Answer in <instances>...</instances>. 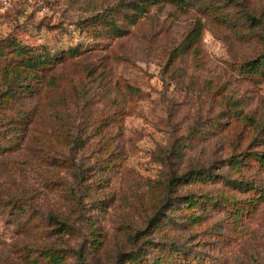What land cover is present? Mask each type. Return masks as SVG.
I'll return each mask as SVG.
<instances>
[{
  "label": "rangeland",
  "instance_id": "374dc122",
  "mask_svg": "<svg viewBox=\"0 0 264 264\" xmlns=\"http://www.w3.org/2000/svg\"><path fill=\"white\" fill-rule=\"evenodd\" d=\"M0 264H264V0L0 3Z\"/></svg>",
  "mask_w": 264,
  "mask_h": 264
},
{
  "label": "trees",
  "instance_id": "16d2710c",
  "mask_svg": "<svg viewBox=\"0 0 264 264\" xmlns=\"http://www.w3.org/2000/svg\"><path fill=\"white\" fill-rule=\"evenodd\" d=\"M258 63H259V61L258 60L257 61L255 60L254 61V65L252 66V68L255 69ZM45 141L46 140L42 138L40 143L43 144V142H45ZM71 141H73V142L76 143L78 141V139L77 138H72ZM55 142L56 143H59L58 137L55 138ZM40 143H39V145H40ZM64 160L65 159L55 158V163H53L54 164V167H57L58 166L60 168H63L64 170H67V169L71 168L70 165L64 166V163H63ZM82 175H83V173L82 172H79L78 174H74L73 176H74V179L76 177H78L79 178V181H80L81 178H82ZM167 202H168V199L164 197L162 200H160L159 207L160 208L165 207V205L168 204ZM150 208H151V211L153 212V214H152V216H149V218L145 221V225L146 226L155 225L158 222V217L155 216L157 214L158 209L155 210V208H152V207H150ZM58 217L59 216H52V219H54V221H53L54 222V225L55 224L57 225L56 228H59L58 230L64 231V233L66 231L68 233V229H71L74 226L73 221L70 220V219H68L67 217H61V218H58ZM78 229L80 230V227L77 226V230ZM138 237H139V235H138ZM138 237H137V235L136 236L135 235L132 236V240H133V243L132 244L135 245L136 243H138ZM170 243H171L170 246H174V244H175V242L173 240H170ZM130 251L132 253H131V256H130L129 260H134V261H136L138 259L140 260V254L138 253L137 250L133 249V247H132L130 249ZM51 255L53 257H55L56 255H58L57 254V251H55V253H52ZM79 258H80V255H77V259H79Z\"/></svg>",
  "mask_w": 264,
  "mask_h": 264
},
{
  "label": "built area",
  "instance_id": "2783aa9c",
  "mask_svg": "<svg viewBox=\"0 0 264 264\" xmlns=\"http://www.w3.org/2000/svg\"><path fill=\"white\" fill-rule=\"evenodd\" d=\"M0 3H1L2 5H5V4H7V0H0Z\"/></svg>",
  "mask_w": 264,
  "mask_h": 264
}]
</instances>
